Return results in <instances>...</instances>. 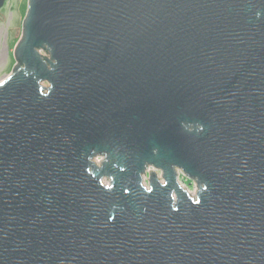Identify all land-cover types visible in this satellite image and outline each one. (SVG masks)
<instances>
[{"label":"water","instance_id":"water-1","mask_svg":"<svg viewBox=\"0 0 264 264\" xmlns=\"http://www.w3.org/2000/svg\"><path fill=\"white\" fill-rule=\"evenodd\" d=\"M14 56L0 264H264V0H28Z\"/></svg>","mask_w":264,"mask_h":264},{"label":"rangeland","instance_id":"rangeland-1","mask_svg":"<svg viewBox=\"0 0 264 264\" xmlns=\"http://www.w3.org/2000/svg\"><path fill=\"white\" fill-rule=\"evenodd\" d=\"M27 7L28 0H7L5 5L0 8V81L11 73L16 65L14 50L22 35V25ZM157 173L162 179L160 170ZM182 180H184L185 186L193 190L194 194L196 192L194 181L185 175Z\"/></svg>","mask_w":264,"mask_h":264},{"label":"bare ground","instance_id":"bare-ground-1","mask_svg":"<svg viewBox=\"0 0 264 264\" xmlns=\"http://www.w3.org/2000/svg\"><path fill=\"white\" fill-rule=\"evenodd\" d=\"M156 169L157 171L158 170H160V172H161V174H162V170L161 169H159V168H155L154 166H151V168H149V170L147 171V175H145V184L148 186V184H149V182H148V172L150 173V171H155L156 173H157V171L156 170H154V169ZM157 175H158V173H157ZM183 172H182V170L181 169H179V180H180V182H181V184H182V186L184 187V188H186V189H188L192 194H193V190H190L187 186H185V184H184V180H182V178H183ZM159 176V175H158ZM186 176V175H185ZM188 177V176H187ZM189 178V177H188ZM159 179L162 181V182H164V180H163V178L161 179L160 178V176H159ZM190 179V178H189ZM192 180V179H191ZM193 181V180H192ZM196 191V190H195Z\"/></svg>","mask_w":264,"mask_h":264}]
</instances>
